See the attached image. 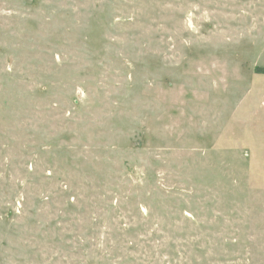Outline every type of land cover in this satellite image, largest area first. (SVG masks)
<instances>
[{"label":"rangeland","instance_id":"374dc122","mask_svg":"<svg viewBox=\"0 0 264 264\" xmlns=\"http://www.w3.org/2000/svg\"><path fill=\"white\" fill-rule=\"evenodd\" d=\"M264 0H0V264H264Z\"/></svg>","mask_w":264,"mask_h":264},{"label":"trees","instance_id":"16d2710c","mask_svg":"<svg viewBox=\"0 0 264 264\" xmlns=\"http://www.w3.org/2000/svg\"><path fill=\"white\" fill-rule=\"evenodd\" d=\"M256 71L257 72H264V67H260V66H258L257 68H256Z\"/></svg>","mask_w":264,"mask_h":264}]
</instances>
